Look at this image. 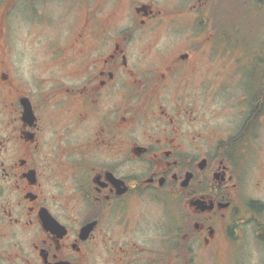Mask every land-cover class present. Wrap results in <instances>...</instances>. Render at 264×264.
<instances>
[{
	"label": "flooded vegetation",
	"instance_id": "af4514ba",
	"mask_svg": "<svg viewBox=\"0 0 264 264\" xmlns=\"http://www.w3.org/2000/svg\"><path fill=\"white\" fill-rule=\"evenodd\" d=\"M49 1L7 4L36 23ZM67 1V41L29 69L0 19V264H264V19L229 0ZM220 96L227 123L203 127Z\"/></svg>",
	"mask_w": 264,
	"mask_h": 264
},
{
	"label": "rangeland",
	"instance_id": "374dc122",
	"mask_svg": "<svg viewBox=\"0 0 264 264\" xmlns=\"http://www.w3.org/2000/svg\"><path fill=\"white\" fill-rule=\"evenodd\" d=\"M156 1V3H161L163 0ZM229 2L234 5L236 11H239V16H242L245 20H247V22L250 21L251 27H258L259 21H263L264 8H262L258 2L256 3V0H229ZM224 3L226 4L227 0H224ZM34 5L38 11H46L45 17L50 19V21L42 20L41 22L35 23L36 20H31V17L34 15L29 8L26 7L27 4H17L18 7L16 10H13L14 8H9L7 0H0V9L2 7L7 9V11L1 15L0 19L4 18L7 26H9V23L11 22L12 27H14V34L16 35L15 43L11 44L10 38L13 31L8 29L6 33V37L9 42L8 50H14L16 60L19 59L23 61L22 63L24 64L28 62L29 66H26L28 69L32 64L30 63V60L32 59H42V64H44V60L46 61V59H50L52 54L50 51H46V46L49 41L52 39L59 41V43L67 41L69 34L68 23L74 15L73 11L71 12L67 10V0H56V2L49 1L48 3L44 2L43 4L34 3ZM259 6L262 10L259 9ZM236 22L238 21L236 20ZM241 63V68L243 69V65L246 63L245 58H242ZM20 71H26V69L21 68ZM20 74L22 75L24 73L20 72ZM242 78L243 76L239 77V79H237V77L224 78L223 82H221L222 86L218 87L217 91H220L224 87L230 94L234 93L235 95V92L240 90V85H243ZM203 102V110L201 107L200 110L202 111L199 112L203 117V127H206L204 125L205 119L207 120V123L212 122L211 126L215 125L216 127V123H227V119L218 116L219 114L224 113L219 112L218 108L226 107L225 104L228 102L227 99H224V96H220L215 99L213 98L211 100H205ZM214 109H216V112H214ZM227 109L228 108H226V110ZM258 160H261L260 156L258 157Z\"/></svg>",
	"mask_w": 264,
	"mask_h": 264
}]
</instances>
